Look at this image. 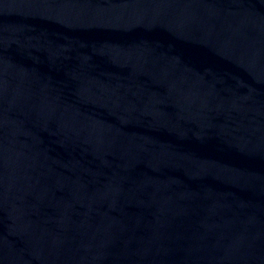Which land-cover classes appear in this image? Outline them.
<instances>
[{"label":"water","instance_id":"1","mask_svg":"<svg viewBox=\"0 0 264 264\" xmlns=\"http://www.w3.org/2000/svg\"><path fill=\"white\" fill-rule=\"evenodd\" d=\"M0 264H264V0H0Z\"/></svg>","mask_w":264,"mask_h":264}]
</instances>
